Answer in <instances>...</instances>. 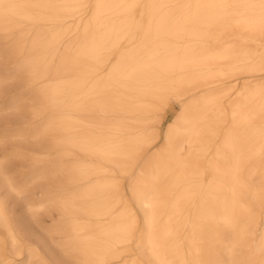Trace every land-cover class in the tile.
<instances>
[{
  "label": "bare ground",
  "instance_id": "obj_1",
  "mask_svg": "<svg viewBox=\"0 0 264 264\" xmlns=\"http://www.w3.org/2000/svg\"><path fill=\"white\" fill-rule=\"evenodd\" d=\"M0 39V264H264V0H0Z\"/></svg>",
  "mask_w": 264,
  "mask_h": 264
},
{
  "label": "rangeland",
  "instance_id": "obj_2",
  "mask_svg": "<svg viewBox=\"0 0 264 264\" xmlns=\"http://www.w3.org/2000/svg\"><path fill=\"white\" fill-rule=\"evenodd\" d=\"M2 40L0 39V51L2 52ZM0 52V53H1ZM14 81L8 80L4 83L3 86L7 87L9 84H12ZM11 89V88H10ZM17 91H14L15 93ZM6 97L5 94L2 92L0 94V105L3 106L0 108V149H2L6 155H8V166L12 169V173L16 176L17 181H23L26 179L23 169L29 168L28 161L22 159L20 155H16L15 157L11 154L13 152H19L22 147V142L24 141L23 138L17 137L16 132L12 131L13 127L18 126V124L15 123V112L13 108H10L8 106H5L6 104ZM166 110V117L170 118L172 117L178 110L179 107L176 102L172 101ZM6 129V130H4ZM26 142H31V139H27ZM124 187L126 188L128 183L124 179L123 180ZM45 180L44 179H38V181L35 182H29L27 183V194L30 198V200L35 203L38 200V196L40 192L44 189H46ZM6 204L8 209L11 211V214L20 217L23 215L24 217H27V228L29 231H31L36 237L41 238L43 240L48 241L49 248L52 253L61 256V249L59 247V242L62 237L61 232L59 231V225L57 223L58 219L60 218V213L58 210H56L53 207H49L45 210H41L39 213V221L42 223L41 226H37L34 222H32L31 219L27 216V211L25 208V204H23V199L19 198V200H15L14 198H8L6 200ZM137 213L139 216V220H141L142 214L139 208H137ZM56 222V224L53 225V223ZM49 225L52 226V231L50 233H46L44 227L46 228ZM34 241V240H33ZM39 248L41 252L46 255V251H44V248L39 243ZM9 245L7 244V248ZM7 251V250H6ZM16 263L24 264L26 263V255L25 253L20 257L15 259ZM67 264H74L73 258H67L65 260Z\"/></svg>",
  "mask_w": 264,
  "mask_h": 264
}]
</instances>
